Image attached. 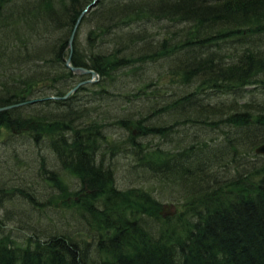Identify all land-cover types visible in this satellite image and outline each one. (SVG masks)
I'll use <instances>...</instances> for the list:
<instances>
[{
    "label": "trees",
    "instance_id": "obj_1",
    "mask_svg": "<svg viewBox=\"0 0 264 264\" xmlns=\"http://www.w3.org/2000/svg\"><path fill=\"white\" fill-rule=\"evenodd\" d=\"M92 1L0 0V107L35 101L0 112V148L52 188L0 180V264H264V0H100L72 51L98 80L51 99L90 77L66 60ZM115 123L144 173L126 188Z\"/></svg>",
    "mask_w": 264,
    "mask_h": 264
},
{
    "label": "rangeland",
    "instance_id": "obj_2",
    "mask_svg": "<svg viewBox=\"0 0 264 264\" xmlns=\"http://www.w3.org/2000/svg\"><path fill=\"white\" fill-rule=\"evenodd\" d=\"M89 12H87V13H89ZM160 71H162V69L154 72V74L152 75V78H154L156 80L157 77L159 76ZM151 73H152V71H151ZM90 78H92V77H89L88 79H90ZM171 78H174V76L173 75L165 76L163 78H160V81L158 80V83L171 82L170 81ZM92 79L97 81L98 77H94ZM155 86H152V89H154ZM255 93L259 98L264 97V94L262 92H255ZM164 94H166V93H163V95ZM83 95L84 94L81 93L80 94V100L76 104H73L72 106H74L77 109L84 106V103L82 104L83 101L81 100ZM158 99L161 100V103H165L167 101V99H165V98L164 99L158 98ZM12 106H15V105H12ZM8 107H11V106H8ZM130 112L131 113H129L127 115L132 117V115L135 113V108H131ZM120 114L125 115V112L121 111ZM133 128L136 129V126ZM106 130L109 132L112 131L113 133L116 134V135L111 136L110 141L113 144L116 143V145H118L117 147L119 148L118 152L116 153V157H115L116 158L115 159L116 168L118 167V170L116 168L115 169H116V175H117V178L119 181V185L122 188H126V187H130L131 186L130 184L138 182L139 180L143 181L142 178L144 176V173H142L140 175L136 174L134 172V170L132 169V164H134L133 163L134 159L132 158V156L127 157V155H124L123 154L124 152L122 151V150H126L125 144H126V141L128 139V135H129L128 131L125 128L124 129L120 128V125L118 123L112 124L111 127H108V128L106 127ZM138 131L137 132H136V130L134 131L135 136H137L138 140L139 139L142 140V143H146V145L147 144L152 145V143H154L157 140L156 138L153 139L152 135L146 136L143 134H139ZM8 133L9 132L4 128L2 130H0V141L1 142L6 138ZM17 151H18V155H20L22 160L25 161L26 163H29V165H26V163H23L20 165L17 163V161H15L14 158H12V155L16 154L13 147H10L8 144L6 146L1 147L0 148V163H3L2 161L5 162L7 160L10 163V167H7L8 169H6L4 172L2 171V169L0 170V172H1L0 173V180L8 181V180L12 179L11 183H14V182L19 181V180H14L15 178L19 179V177L21 175H24V176L26 175V178H27L26 181L34 180L36 182V187L38 188V193L40 194L39 197H41V199H43V200L46 199L49 196L52 188L49 184L46 186L44 181L41 179L42 176H41L39 170L42 169L43 167L42 166L39 167L38 159L35 160L27 148H22V149H19ZM46 156H50V153H48ZM50 165L53 167L54 162L50 161ZM61 174L63 175V177L66 181H71L73 183L72 184L73 188L78 187V182H76V179L73 178L71 175H69L68 172L63 171ZM147 184L148 185L145 188L152 190V188H150V184H152V183H150V184L147 183ZM171 204L172 203H170L169 200L163 201L162 202V205L164 208L163 211L164 212L171 211L172 209H170V207H169ZM173 204H175V203H173ZM176 207H177V210H176V213H177L178 211H180V206H178L176 204ZM37 215L39 218V212L38 211H37ZM75 226H76V224L73 227H75ZM71 231H74V230H71ZM76 237H78V236L76 235ZM82 237H84L85 240H90L89 236L84 234V233H83Z\"/></svg>",
    "mask_w": 264,
    "mask_h": 264
},
{
    "label": "water",
    "instance_id": "obj_3",
    "mask_svg": "<svg viewBox=\"0 0 264 264\" xmlns=\"http://www.w3.org/2000/svg\"><path fill=\"white\" fill-rule=\"evenodd\" d=\"M99 0H93L92 3L90 5H88V7H86L83 11V13L81 14V16L79 17L78 21H77V24L74 28V31L71 35V38H70V41H69V47H70V55L69 57L67 58L66 60V65L74 72L76 73L77 75H90V77L94 78L96 77L98 74L96 71L92 70V69H88L86 67H80V66H74L72 65V51H73V42H74V38H75V34H76V30L80 24V21L82 19V17L87 13L89 12L91 9H93L97 3H98ZM92 78L90 79H86V80H83L81 82H79L76 86H74L64 97H58L56 96L57 99H60V98H67L69 97L72 93H74L81 85L83 84H87V83H91V82H95L96 80H93ZM5 108L4 107H0V111L4 110ZM256 153L258 154H263L264 155V143H262L261 145H259L257 148H256ZM167 207V206H166ZM170 209H172L171 211L169 212H165L164 215H167V214H175L176 213V210H177V207L175 204H171L170 206Z\"/></svg>",
    "mask_w": 264,
    "mask_h": 264
},
{
    "label": "bare ground",
    "instance_id": "obj_4",
    "mask_svg": "<svg viewBox=\"0 0 264 264\" xmlns=\"http://www.w3.org/2000/svg\"><path fill=\"white\" fill-rule=\"evenodd\" d=\"M100 1V0H99ZM98 1V2H99ZM97 6V5H96ZM95 6V7H96ZM94 7V8H95ZM93 8V9H94ZM92 10V9H91ZM90 10V11H91ZM81 22V21H80ZM80 25V24H79ZM79 27V26H78ZM77 30H78V28H77ZM77 30H76V32H77ZM76 35V34H75ZM96 77H98V75L96 76ZM96 82V81H95ZM91 83H94V82H91ZM75 94V93H74ZM51 99H57V98H55V97H51ZM35 101H33V100H31V101H28V102H25V103H22V104H19V105H15V106H11V107H4L5 109L4 110H2V111H7V110H9V109H13V108H16V107H21V106H24V105H27V104H32V103H34ZM2 111H0V112H2Z\"/></svg>",
    "mask_w": 264,
    "mask_h": 264
}]
</instances>
